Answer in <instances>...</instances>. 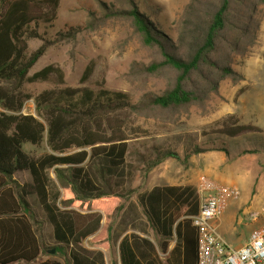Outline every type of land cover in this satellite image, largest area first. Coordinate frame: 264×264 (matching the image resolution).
I'll return each instance as SVG.
<instances>
[{"label": "trees", "instance_id": "trees-1", "mask_svg": "<svg viewBox=\"0 0 264 264\" xmlns=\"http://www.w3.org/2000/svg\"><path fill=\"white\" fill-rule=\"evenodd\" d=\"M59 1L0 0V264H64L56 258H42L38 221L29 212L28 196L37 198L53 227L57 254L61 248L69 251L68 264H107L108 231L124 206L118 194L96 182L89 167L94 159L101 158L105 167L96 165L97 172L109 185L108 177L124 165L128 154V141L119 134V125L139 114L145 103L169 108L206 99L207 92L197 85L206 67L212 66L225 76L234 72L211 56L223 33L229 28L247 35L255 25L256 3L208 0L204 15L192 22L193 26L196 22L201 26L188 44L189 51L176 54L172 39L140 11L138 0H127L128 10L108 9L110 15L129 14L143 42L157 46L162 52L163 61L149 69L154 72L164 66L176 69L175 84L162 94L146 96L140 103L132 102L126 93L108 89L44 90L36 97L38 117H35L22 111L28 97L23 85L48 80L53 73L63 77L62 70L55 65L29 75L54 44L44 38L39 28L41 22L56 18ZM198 2L193 0L188 8ZM240 6L245 9L243 14L239 13ZM31 39H42L43 43L29 52ZM217 88L218 81L214 90ZM254 128L225 123L220 130L235 138ZM222 150L228 154L226 148ZM249 152L254 151H243ZM167 158L181 159V156L171 150L160 151L151 167ZM20 173L29 174L31 182L21 184L15 177ZM201 202L197 188L192 185L157 186L141 196L149 223L163 237L161 249L166 250L176 235L183 247V264H199V230L191 216L199 212ZM89 236H94L88 241L94 249L86 246ZM119 250L121 264H145L146 258L153 257L155 245L132 234L120 241Z\"/></svg>", "mask_w": 264, "mask_h": 264}, {"label": "rangeland", "instance_id": "rangeland-1", "mask_svg": "<svg viewBox=\"0 0 264 264\" xmlns=\"http://www.w3.org/2000/svg\"><path fill=\"white\" fill-rule=\"evenodd\" d=\"M198 1L195 7L188 8L193 0H138V7L172 39L173 52L184 55L197 34L195 31L201 26L200 22L194 26L192 22L204 15L208 0ZM245 2L256 3L255 25L251 32L243 35L227 28L218 47L211 53L212 59L230 66L234 72L225 76L208 66L203 78L197 81V85L207 92L206 99L169 108L145 103L139 114L120 124L119 134L127 138L128 154L124 165L108 177L109 185L97 172L96 165H105L101 158L94 159L89 167L96 182L103 189L118 194L127 209L136 204L142 206L141 196L157 186L188 184L201 189L202 179L248 185L264 172V1ZM122 8L129 9L127 0L59 1L56 18L41 22L39 28L44 38L54 44L32 67L29 75L55 65L62 70L63 77L53 73L48 80L26 82L23 91L28 97L22 110L25 114L38 117L35 100L44 90L66 87L108 89L126 93L132 102L140 103L146 96L162 94L175 84L176 69L169 66L155 72L149 69L152 64L163 61L162 52L157 46L143 42L129 14L113 16L108 10ZM239 9L243 14L245 9L241 6ZM42 43V39L29 40V52ZM217 81L218 88L214 90ZM225 123L255 128L231 138L220 130ZM196 147L204 150L193 152ZM217 147L221 150L212 149ZM249 149L254 152L243 153ZM35 150L41 152L39 148ZM163 150L178 152L181 159L167 158L151 167L152 161ZM15 177L21 184L31 182L27 173ZM27 200L31 206L29 212L38 221L42 258H56L68 264L69 251L61 248L57 254L53 227L37 198L28 196ZM124 213L122 210L117 213L114 221ZM134 220L144 225L143 218L135 215ZM112 225L113 222L111 228ZM93 237L85 240L89 249H94L88 243ZM52 249L55 253H51ZM109 251L105 252L109 255L107 263L113 264L114 252Z\"/></svg>", "mask_w": 264, "mask_h": 264}, {"label": "crops", "instance_id": "crops-1", "mask_svg": "<svg viewBox=\"0 0 264 264\" xmlns=\"http://www.w3.org/2000/svg\"><path fill=\"white\" fill-rule=\"evenodd\" d=\"M224 184L238 186L241 189V196L228 202L225 211L217 220L218 230L230 245L242 246L249 240L253 230L264 224V172L257 175L253 181L250 180L248 185H244L242 182ZM252 189H256V191L253 192ZM123 212H125L124 215L121 214L118 221L113 219L112 228L108 231L109 253L114 252L115 261L113 264H121L120 241L125 236L131 237L132 234L148 239L155 245L153 257L146 258L145 264L184 263L183 247L176 235L171 239L166 250L161 249L163 237L149 223L143 205L136 204L128 209L123 207ZM135 215L138 218H143L144 225H140V222L134 220ZM103 222L104 220H102ZM105 255L107 261L108 252Z\"/></svg>", "mask_w": 264, "mask_h": 264}, {"label": "built area", "instance_id": "built-area-1", "mask_svg": "<svg viewBox=\"0 0 264 264\" xmlns=\"http://www.w3.org/2000/svg\"><path fill=\"white\" fill-rule=\"evenodd\" d=\"M200 186V210L191 216L199 230V264H264V224L254 229L249 240L238 247L230 245L218 230V218L231 199L241 196V189L207 179H202Z\"/></svg>", "mask_w": 264, "mask_h": 264}, {"label": "water", "instance_id": "water-1", "mask_svg": "<svg viewBox=\"0 0 264 264\" xmlns=\"http://www.w3.org/2000/svg\"><path fill=\"white\" fill-rule=\"evenodd\" d=\"M51 253H55V249H52V250H51Z\"/></svg>", "mask_w": 264, "mask_h": 264}]
</instances>
